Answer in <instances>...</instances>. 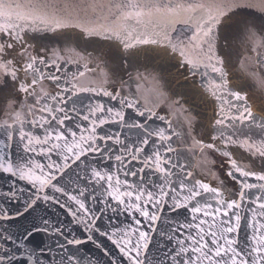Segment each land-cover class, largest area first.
Masks as SVG:
<instances>
[{"label": "snow or ice", "instance_id": "1", "mask_svg": "<svg viewBox=\"0 0 264 264\" xmlns=\"http://www.w3.org/2000/svg\"><path fill=\"white\" fill-rule=\"evenodd\" d=\"M231 7L0 2V264H264V15Z\"/></svg>", "mask_w": 264, "mask_h": 264}, {"label": "water", "instance_id": "2", "mask_svg": "<svg viewBox=\"0 0 264 264\" xmlns=\"http://www.w3.org/2000/svg\"><path fill=\"white\" fill-rule=\"evenodd\" d=\"M0 2H7V3H21V4H27V3H39L43 4L47 7L48 11H56L60 15H68L69 13L74 19L79 20L81 23L84 24H104L107 23L109 20L112 19V14L108 11V6L115 4L119 2V0H0ZM197 3H203L205 5H218V4H223V5H228L232 6L230 9V14H236V13H242L239 18L240 19H257L260 16L264 15V0H195ZM95 6V10H93L92 6ZM238 5V6H237ZM114 11V10H113ZM67 34V38L63 41L62 44H56L54 47L57 48H63L64 50L68 49H77V39L80 36V30L78 28H68L63 30ZM98 40V43L101 45L108 44L110 42H105L102 40H99V38H96ZM248 47H251L249 45ZM240 52L242 53L241 59H243V62L245 66L247 67L249 65V59L253 56L251 52L244 51V49H240ZM96 55V53H94ZM170 55H172L170 53ZM179 56L178 54L176 55V60L174 63L179 62ZM93 65H90L92 67ZM103 69L104 71H108L109 73L111 72V69L108 68L103 61H101L100 68L97 69L96 73H91L90 75L96 76L100 72V70ZM237 74L244 73L245 69L240 68L239 64H237ZM248 70H251L250 68ZM194 80L198 81V77L192 78ZM150 85L145 82L144 87L147 88ZM135 87V85H134ZM96 99H100L97 97ZM105 103H107V98H104ZM114 103V102H113ZM5 108H6V103H5ZM163 110V109H162ZM207 115L211 116L212 112L211 109L208 110ZM8 117L3 115V111H0V120L7 119ZM69 124L71 121L68 122ZM104 129H111L113 132L117 131V126L116 125H105ZM123 133H127V130H121ZM13 152L16 151L15 145H13ZM37 160L43 161L42 156H37L35 157ZM55 159V157H54ZM97 160H99V157H97ZM114 164V162H113ZM103 167H107V163L103 165ZM203 166L197 167L196 172L199 173L201 171V168ZM215 167V166H214ZM72 169H69L68 172H71ZM71 179L75 181V176H72ZM129 179H134L129 177ZM213 184L215 181H211ZM21 186H24V182H19ZM9 186V181L7 179H0V196H2L3 192L7 189ZM74 186V185H72ZM6 205L3 202H0V207H5ZM48 215L50 219H56L57 216L61 220L65 221V224H67L68 217H66L63 213L62 210L60 209H55V210H49ZM138 215V214H136ZM175 215V214H173ZM122 221H125L124 224H121V227H126L127 223H130V221L125 220L124 216H121L119 218ZM177 219H183V216L177 217ZM4 224L12 223V221H4L2 222ZM170 225L166 224L164 221V218L162 217L161 221L158 222V230H163L166 228H169ZM244 230L242 228L241 232V238L243 239L244 235ZM77 235H81L79 231L76 233ZM154 241L156 240V237H153ZM88 250L92 252L94 256L99 257V253L91 248L89 246ZM150 250L155 252L156 249L151 248Z\"/></svg>", "mask_w": 264, "mask_h": 264}]
</instances>
